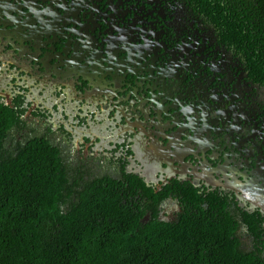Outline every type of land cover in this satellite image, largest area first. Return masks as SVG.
Here are the masks:
<instances>
[{
	"label": "flooded vegetation",
	"instance_id": "flooded-vegetation-1",
	"mask_svg": "<svg viewBox=\"0 0 264 264\" xmlns=\"http://www.w3.org/2000/svg\"><path fill=\"white\" fill-rule=\"evenodd\" d=\"M219 33L187 0H0L10 136L86 180L133 175L160 222L228 220L264 257V81Z\"/></svg>",
	"mask_w": 264,
	"mask_h": 264
},
{
	"label": "trees",
	"instance_id": "trees-1",
	"mask_svg": "<svg viewBox=\"0 0 264 264\" xmlns=\"http://www.w3.org/2000/svg\"><path fill=\"white\" fill-rule=\"evenodd\" d=\"M187 1L264 81V0ZM12 119L0 110V264H264L232 222H160L139 179L72 174L47 141L10 136Z\"/></svg>",
	"mask_w": 264,
	"mask_h": 264
}]
</instances>
